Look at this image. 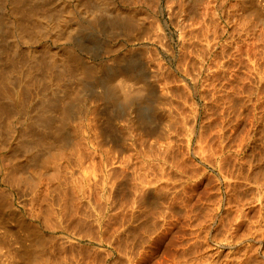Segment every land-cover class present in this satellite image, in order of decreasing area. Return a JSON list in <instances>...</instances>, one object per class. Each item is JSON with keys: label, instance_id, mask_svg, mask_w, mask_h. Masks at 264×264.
<instances>
[{"label": "rangeland", "instance_id": "1", "mask_svg": "<svg viewBox=\"0 0 264 264\" xmlns=\"http://www.w3.org/2000/svg\"><path fill=\"white\" fill-rule=\"evenodd\" d=\"M29 1L34 4L33 9L36 15L38 14V16L41 17L47 15L49 12L55 13L59 10L58 8H60L59 6L61 3V0H51L50 3L42 2V0ZM79 1L82 0H73L72 4L78 5ZM152 1L153 2L151 3V0H149V3H147V0L146 2L145 0H135V3H133L134 0H112L114 4L112 5L113 14H111V16H108L109 14L103 15V12H100L98 13L99 15L96 22L94 20L90 21L92 24L97 23L95 30L88 29L92 26L89 23V20L90 15L93 13L89 12V14L85 12V14L82 11V14L79 17L81 28L78 33L74 34V39H67L71 40L68 42L67 40L64 41L65 39L56 41L54 37H45L39 41H29L26 37L23 38L20 33V30L22 29L21 27L29 28L30 25L33 27L35 23L34 16L32 15L28 21L17 14L19 11L16 10L15 6L8 2L4 5L5 12L9 15V21L5 16L7 23L3 29L4 33L2 32L3 34L0 35V46H3L0 55L2 60L6 59L8 54H11V51L13 52V57L16 55V57L25 58L24 56L27 55L26 58H28V53L32 50L36 55L35 58H39L44 57L45 52H48V49L56 50L62 49L64 46H72L80 59L79 67L77 69H83L90 72L92 78H83L80 85L74 81L67 84L59 83L58 91H55L53 89L51 90L50 87L54 88L56 86L53 82H56L54 80L57 78H55L53 82H51V86H48L47 88L41 80L43 79L44 74L40 72L38 77H42L40 79L41 81L35 82L31 89L30 87L29 89L25 87L23 88V86L20 85L22 87L20 88L22 95L24 96L28 94L27 97L24 96L23 99L25 101L27 98L24 103H28L30 114H32L31 112L36 108V105L40 103L42 93H45L47 98L52 99L53 97L51 96V93L56 92L57 99H53L58 105L59 101L65 103V100H67L68 102L67 106L63 109H67L63 111L64 113L68 111L65 113L68 116L67 123L65 122L67 125L62 123L63 126L61 123L58 124L57 121H55L57 124L53 122L57 125V128H54L56 126L52 124L51 130H54L52 133H55L59 128L60 130H58V132L60 131V134L52 137L53 140H51V142L54 146H52L50 150L42 149L43 152L41 150V152L39 151V154H43L46 151L45 154H40L42 157H39V154L36 158H27V156H24L26 154L22 151L25 149L24 143L17 144L19 138L22 137L20 136L22 128L21 124H17L14 127L10 143H7L5 140V118L3 119L4 121L2 120V124H0V130L2 132L0 135V144L4 145L6 148L3 149L0 145V188H2L0 189L2 190L0 191V197L2 198V196L5 197L7 195V197L2 198L4 200H1L0 198V213H2L0 214V264H23L24 262V264H30L31 261L26 262V260L27 258L28 260H33L31 251L34 249L35 246L33 247V245L35 244L39 249L37 257L39 256L41 260H37L36 257L35 260H33L34 263L32 261V264H245L244 260H246V263L248 261L249 264H264V236L262 235L264 232L261 233L262 229L264 230V219H261V216L264 218V172H261L264 171V80H262V78L264 79V35L261 36V32L259 31L260 29L264 30V21L261 20L264 18L261 17V15H264V0H250L251 4L249 0H247L248 4L245 3V0H242L243 2L245 1L244 3L241 0H208L210 2L205 6V9H202L204 8L203 5H205L203 3L199 5L200 7L198 6L199 9L196 8L200 11L202 10L203 13L206 12L204 14V16L206 15L204 20L199 19V21H203H200V23L198 22L197 17V14H199L200 11L196 10L193 6H197L191 4V1L189 0H177L178 2L175 0H169L170 2L168 0H156L157 2L155 0ZM189 2L191 7H189ZM180 3H185L184 9ZM237 3H240V5L238 6ZM230 4L232 5L228 6ZM241 4L242 8L244 7L243 10H248L247 12L249 14L245 11V13H243V10L241 9L239 10ZM130 5L135 8V10H138V12L141 9H146L149 15L151 14L150 17L144 20L145 25H143L142 22L134 23L132 24L133 28L131 27L130 30L115 28L113 31L109 32L110 30L108 27H110L109 23L112 22H110V20H113L112 16L115 14V7L117 6L119 11L120 8H128ZM177 6L180 9H177ZM251 7L255 10L253 11ZM250 8L251 11H249ZM194 11L197 12L196 15ZM252 11L257 12L252 15ZM240 12L243 14L240 15ZM193 13L195 18L192 15L190 16V20L189 15ZM246 14L249 18H247ZM258 14L260 16H257L256 18L254 15ZM250 17L253 18L251 19ZM245 18L249 19L248 22ZM195 19L198 24H196L197 22ZM150 21L152 23L149 24V26L147 23ZM193 21H195V26L190 23H193ZM243 21L245 22L243 23ZM254 21L256 22L254 23ZM237 22H239V25L237 24L236 26ZM246 22L248 26H246ZM259 22L260 25H263H261L262 27L260 26L261 28L259 27ZM209 23L212 26L208 27ZM241 23L244 26L240 25ZM250 23H252L251 25L253 28L255 27V31L252 26L249 27ZM158 26L160 30L158 29ZM233 26H235V28ZM150 27H152V30L154 27L155 29L153 31L149 30ZM201 27L202 31L200 29ZM236 27H238V29ZM242 27L244 28L243 30ZM247 27L249 28L247 29ZM221 28L225 29L221 30ZM239 28L241 30H239ZM184 30L185 32H183ZM198 30L206 38L203 35H200ZM245 30L246 32H244ZM222 31H225L226 36H224ZM251 33L252 35L254 34L252 39ZM262 34H264L263 31ZM254 36H257V38ZM184 37L190 39L194 38V40L191 39L190 41L189 39L188 41L186 38L189 42L188 43L186 40L184 41ZM224 39L226 40L224 41ZM250 39L253 41L251 42ZM240 41L242 43H240ZM220 42H222L221 46ZM223 45H225L226 51H224ZM220 47L221 49H219ZM215 50L218 56L221 53L220 56L224 59L220 56L216 57L217 54L214 53ZM221 50L226 55H224ZM248 51L251 52V54ZM252 53H257L256 60L253 58L255 54ZM212 55L215 56L212 57ZM123 57L125 59H133L132 62H134L135 65L133 64V69H129V72L131 70V73H127V70L124 69L123 64L125 63V59ZM251 57L258 67L254 66L255 64H252L253 61L250 59ZM226 60L227 63H225ZM200 63L202 64L200 65ZM259 64L261 66H259ZM13 66V63L11 62L9 64L7 63L5 67V71H9L10 76L16 79H11L10 82H18L17 85L15 83L16 87L12 83L7 84V86L11 84L8 87V90L10 91L20 87L18 86L20 83L18 79L21 76L19 72L22 70L21 77L26 73L25 65H22L17 70L16 68L14 69ZM205 67L207 68L205 69ZM2 68L3 67H0V72L4 74ZM197 68L198 71L196 70ZM249 68L252 69L251 71L254 75ZM57 71L58 66H56L54 72ZM1 73L0 79L3 77L1 76ZM196 75L198 76L196 77ZM54 77L57 76L54 75ZM256 81H258V83ZM106 88L109 90V94L111 93V97H116L117 99L108 98V100L107 98H103L102 100V97L99 95L102 94ZM150 95L152 98L154 97V101H151L152 98H150ZM135 96H141V99L139 97L135 98ZM98 97L101 99H98ZM162 97L166 99L162 100ZM250 98L251 100L253 99L252 102ZM155 100L157 102H155ZM237 100L239 101L237 102ZM155 103H157L158 106ZM243 103L245 104L243 105ZM58 105L56 107H58ZM249 105H251V107ZM149 106L151 111L148 110ZM241 106H244V109ZM59 107V109H55L57 114L59 113L58 111L61 113L62 110L61 106ZM126 107L127 109H125ZM248 108L252 109L250 110ZM69 109H71L70 113ZM77 110L80 111L77 113ZM75 113L81 117L79 118L81 121H78L79 119L76 118L78 120L73 123L72 115L74 114L75 120ZM139 113L144 115L146 113L147 117H144V115H140ZM154 114L158 117L156 115L154 116ZM135 115H137V117H134ZM70 116L72 122H69ZM141 116H143L145 122ZM139 117L141 118L139 119ZM157 118L159 120H157ZM149 120L151 121L148 122ZM78 123L81 124L78 125ZM184 126H187V130ZM61 132L63 133L61 134ZM60 135H62L63 138ZM55 139H59L60 142H55ZM166 141H170V143L168 142L169 144L167 145ZM156 144L159 145V147ZM199 151H202L203 153H200ZM69 152L71 154H69ZM143 152L146 154L145 156L143 155ZM159 152L162 157L159 155ZM66 153L69 154L68 158ZM5 154H7L6 157ZM97 154L99 159L96 160ZM201 154L203 155L202 157L205 158L204 160H202L203 158H201ZM225 154L228 155V157H224ZM63 155H65V158H62ZM117 155L120 158H118ZM124 155L125 157H123ZM205 155L206 157H204ZM105 156L108 158L106 157L107 159H105ZM210 157L212 161L208 160ZM241 157H244L245 159L243 158L244 160H242ZM259 157H261V159H259ZM1 158H4V161H2ZM109 158H111V160ZM123 158H126L125 161H128V163L125 162ZM221 158L226 159V161L221 160ZM238 158H240V161ZM246 159H249V162ZM103 160H106L108 163H105ZM213 160L214 165H212ZM8 161H11L10 164ZM38 161L42 162L39 163ZM57 161H61L59 162L60 164ZM218 161H221L222 164L218 163ZM92 163H96V165L94 166ZM55 164L58 165L56 166ZM61 164L62 167L60 166ZM145 165L147 166L146 171ZM220 165H223L221 166L223 168L220 169ZM84 166L86 167V171L89 173L91 172L90 175L89 173H85V170L84 174L82 173V168ZM178 166L181 167L179 168ZM238 166L242 168L239 169ZM56 167L57 169H54ZM58 167L62 170L65 169L62 171ZM92 167H94V170ZM160 167L162 168L161 170ZM52 168L55 172L56 170L58 171V173L52 171V173L54 172V174H58L57 176H50L51 172L49 173V171H51ZM151 168H153V171H151ZM9 169L11 171H9ZM6 170L9 173L7 172L6 174ZM12 170L15 172L13 173ZM69 171L72 172L70 173ZM134 171L135 174L136 172L138 173V171L140 173L135 175ZM47 172L49 173V177L46 174ZM73 172H77V174L75 173L77 180L74 179L76 176H70V174L75 175ZM105 172H108V175H110L107 176ZM142 172L147 173H143L144 176ZM42 173L43 175L46 174V176H42ZM195 173L197 177L196 175H193ZM12 174L13 176H11ZM61 174L64 175L65 178L64 176L62 177ZM79 174L80 177L83 175L80 178L81 180L79 179ZM140 174L142 175V178L146 177V175H148V177L145 178L146 180L140 179ZM221 174L225 176L222 177ZM40 175L42 177H40ZM100 175L103 176V180ZM134 175L137 180L134 178ZM138 175H140V178ZM191 175L194 176V178H190L192 177ZM58 176H61L62 180L58 179ZM84 176H88L87 179ZM132 176L134 177L132 178ZM237 176L241 177L238 178ZM247 176L248 178L251 176L249 179H253L252 177H254L256 180L258 178L257 182L255 180L252 182ZM51 177L54 180H51ZM54 177L56 178V181ZM107 177L109 178L107 179L108 181H106ZM149 177L150 179H153L152 182L154 181L152 184L149 182L151 181ZM180 178L182 179L179 180ZM222 178L225 179L223 180ZM241 178L244 180H241ZM30 179L34 181L33 184ZM37 179L40 182H38ZM72 179L76 181H73ZM139 179L141 182H138L140 181ZM147 179L149 183H147ZM99 181L103 184L101 185ZM230 181L233 182L230 183ZM69 182H72L73 184H69ZM108 182L112 183V186L109 183L110 189L108 188ZM176 182L179 185H175ZM181 182L183 184L180 185ZM224 182H226L225 185H223ZM207 183L209 184V187ZM257 183L260 186H258ZM136 184H140L138 186L141 187L142 190L144 188L145 191L147 190V187L150 186V189L148 187V191L150 190L149 192L146 191L145 193L142 191L145 194H149L144 197L143 195L145 194L140 192L141 189L138 188ZM187 184H189L188 189H186ZM236 185H238V189L234 187ZM25 186L27 188L30 186L32 191H30V187L29 189H26ZM153 186L156 190V194L153 193ZM231 186H233V188H231ZM253 186L258 190L256 191ZM172 187H175L173 188L174 190ZM193 187L195 189H191ZM137 188L138 190H136ZM203 188L205 189L204 193ZM211 188L217 192L212 191L213 189ZM226 189L228 192H226ZM235 189L237 192L239 191L238 194L234 191ZM247 189L249 191H247ZM206 190L209 192L206 193ZM137 191L140 195H138ZM184 191H186V193ZM198 191H200V193ZM4 192L6 195H4ZM134 192H137L136 195L138 197L136 199ZM182 192L183 195L180 194ZM215 192L217 197L216 195L214 196ZM240 192H243V194H240ZM245 192L246 194L249 192L248 196H244L246 195L244 194ZM258 192L263 196L261 195L260 197L259 195L257 198L256 196L258 195ZM189 193L193 195L198 194V196H193ZM141 194L144 198L139 197ZM164 194H169L170 197L167 198L168 195H166L165 198ZM199 194L205 196L202 197ZM206 194L208 196H206ZM235 194L236 198L234 197ZM156 195L159 197L157 198ZM232 195L234 204L233 201L230 200ZM239 195V198L242 199L241 201H239ZM192 196L197 198H193ZM162 197H164L165 200L167 199L166 201H169L165 203V200ZM214 197H216L215 200L213 199ZM132 198L134 200H132ZM138 198H141V200ZM161 198L164 201H161ZM180 198L182 199V201L180 200L181 203L177 202ZM211 198L213 200H211ZM227 198L229 199L228 203H231H229L230 205H228L227 202L225 203ZM186 199H190L189 201H192V203L190 204ZM216 199L219 200L217 201ZM236 199H238V201ZM247 199H249V202L251 203H248ZM257 199L258 202L256 201ZM146 200H148V202ZM173 200L177 202L178 205L180 204L179 207L175 202V205H173ZM133 201H138V203H134ZM143 201H145L147 205L144 204ZM210 201L214 205L216 204L213 209L214 211L211 210L213 204L212 207H210ZM242 201L246 203H243ZM217 202H219V205ZM236 202L240 207L239 209L238 206L236 207ZM141 203L143 206H141ZM203 203L205 207H203ZM154 204H156L157 207ZM188 204L191 206L189 207ZM152 205V210L147 208V206L151 208ZM159 205H161V207H159ZM165 205L166 207L164 208ZM168 205H170V209L168 208ZM172 205L176 211L171 207ZM192 205H194V207ZM187 206L190 210L189 212ZM160 208H162L161 210H163L164 214ZM172 208V213H168ZM202 208H204L205 211H203L204 209ZM207 208L209 213L207 212ZM232 208L235 213L232 212ZM235 208L237 209L235 210ZM144 209L148 213H145V211L142 212ZM241 209L244 211H241L244 215L243 213L239 214ZM183 210L186 215H189H184V212H181ZM257 210L258 212H256ZM191 211L194 212L192 213ZM248 211L251 215H248ZM176 212L177 214L181 212L184 215H182L183 218H181V215L179 217V214L177 215ZM223 212L224 216H222V218L224 217L225 220L229 218L230 221H227L230 222V224L225 222L224 219L222 220V218H218L223 215ZM236 212L240 215L237 214L242 220L239 217H234ZM144 213L146 215H143ZM203 213L205 216L202 215ZM226 213L229 214V217L226 216ZM166 214H168V216ZM193 214H195L197 218H195L196 216ZM197 214H200L201 216H198ZM209 214H211V219ZM231 215L232 217L230 219ZM247 215L252 216L253 218L247 217ZM20 217L24 219H20ZM199 217L201 218L200 221ZM202 217L205 218L203 219ZM254 217H257V219ZM249 218L253 221L251 222V219L250 221H247ZM197 219L199 224L197 223ZM217 219L219 223H217ZM237 219H239V221ZM44 220H47V222ZM257 220H259L258 223ZM76 221L79 222L78 226ZM51 222L53 225L49 224ZM195 222L197 224L194 226ZM249 222L252 223V225ZM247 223L248 225L250 224V226H247ZM25 224L28 225H26L27 228L25 227ZM54 224L56 226H54ZM244 224L247 228L250 227V230L248 229L249 231ZM69 225L72 226L70 227ZM212 225H215L216 227ZM241 225H243L245 229ZM9 226H11L12 229H10ZM73 226L75 229H72ZM223 226H228L229 230L228 227L223 228ZM21 227L22 229L24 228V230H21ZM50 227L52 228L50 229ZM64 228L67 230L65 231ZM69 228L70 231L68 230ZM216 228L217 231H214ZM257 229H260L258 230L260 232H258ZM71 230L74 234L70 233ZM205 230L207 231L205 232ZM22 231L25 233L24 236H22ZM199 231L202 233L204 232L202 235L205 238ZM12 232H14L13 234H16L15 232H17V234L13 235ZM197 234L202 238L200 239ZM212 234L213 237L211 236ZM214 234L215 236L217 235V238ZM260 234L261 236H259ZM17 235L20 238L16 237ZM224 235H227V238ZM34 237L35 240L33 241ZM231 237L235 238L232 239ZM260 237H262V239ZM96 238L97 241L95 240ZM219 238H222V240ZM39 239L40 241H38ZM258 240L260 242H258ZM28 241L33 245H31V243L29 245ZM200 241H203L204 243ZM40 243H42V245ZM195 243L197 246H195ZM38 245H40V247H38ZM20 246L29 251L23 250L26 251V253H30V256L26 254L30 259L27 257L24 261L23 253H21L23 252V248ZM201 247L204 248L202 249ZM249 247L252 249L255 247V249L248 250L251 249ZM19 249L21 250L20 256L22 254L23 258H19L20 256L17 254ZM252 251H254V253ZM247 257H249V259ZM45 258H47L46 262H44ZM22 260L24 262H22Z\"/></svg>", "mask_w": 264, "mask_h": 264}, {"label": "bare ground", "instance_id": "2", "mask_svg": "<svg viewBox=\"0 0 264 264\" xmlns=\"http://www.w3.org/2000/svg\"><path fill=\"white\" fill-rule=\"evenodd\" d=\"M45 2V3H50V1L51 0H42V2ZM53 1V0H52ZM72 1L73 0H61V3H60V8H58L59 10H57L55 13H48L47 15H45V16H38V14L36 15V13H35V11H34V9H33V7H34V4L33 3H31L29 0H0V35L1 34H3L4 33V27H5V25H6V23H7V21H6V19H5V16L7 17V20L9 21V15L7 14V12H5V9H4V5L6 4V2H8V3H10L11 5H13V6H15L16 7V10H18L19 12L17 13L20 17H22V18H24V19H26V20H28L29 21V19L32 17V15L34 16V18H35V23H34V25H33V27H32V25H30V27L29 28H26V27H21L22 29L20 30V33L22 34V37L24 38V37H26V39L27 40H29V41H31V40H41V39H43V38H45V37H54L55 38V40L56 41H60V40H62V39H65L64 41H66L67 39H74L75 37H74V34L75 33H78V31H79V29L81 28V23H80V21H79V17H80V15L82 14L81 12L83 11L84 13L86 12V13H89V12H92L93 14L92 15H90V20H89V23L92 25V26H94V27H90V28H88V29H91V30H95L96 29V26H97V23H95V24H92L90 21L91 20H94L95 22H96V19L98 18V13H100V12H103V15H108V16H111V14H113V12H112V10H113V2H112V0H82V1H79L78 2V5H75V4H72ZM130 1H132V0H130ZM137 1V0H136ZM149 0H147V3H149L148 2ZM156 1V0H155ZM158 1V0H157ZM156 1V2H157ZM169 1V0H168ZM171 1V0H170ZM169 1V2H170ZM175 1H177V0H175ZM174 1V2H175ZM187 1V0H186ZM189 1H191V4H193V5H196L197 7H195V6H193L195 9L196 8H198V6L199 5H201L202 3L203 4H205V5H203V7L204 8H202V9H205V6L207 5V4H209V2L210 1H208V0H189ZM242 1V0H241ZM246 1V2H245ZM244 2L246 3V4H248L247 3V0H245ZM250 1V0H249ZM252 1V0H251ZM251 1H250V4H251ZM37 2V1H36ZM145 2H146V0H145ZM153 1L151 0V3H152ZM173 2V3H174ZM178 2V1H177ZM214 2V1H213ZM243 2V1H242ZM243 2V3H244ZM133 3H135V0H134V2ZM187 3V2H186ZM242 3V4H243ZM129 4H131V3H129ZM181 4V3H180ZM185 4V3H184ZM184 4H181V6H183V9H184ZM191 4H190V2H189V7H191ZM233 4V3H232ZM232 4H230V5H228V6H231ZM234 4H235V2H234ZM242 4H241V7L239 8V10L241 9V10H243L244 9V7L242 8ZM142 5V4H141ZM179 5V4H178ZM237 5L239 6L240 5V3L238 4L237 3ZM180 6V7H181ZM234 6V5H233ZM232 6V7H233ZM251 6V5H250ZM117 7V6H116ZM115 7V10H114V16H112V18H113V20H110V22L111 23H109L110 24V27H108V29L110 30L109 32H111V31H113L115 28L117 29H121V30H123V29H131V27L133 28V26H132V24H134V23H141L142 22V24L143 25H145L144 24V20H146L148 17H150V15H149V13L147 12V10L146 9H141L139 12H138V10H135V8H133V7H131V5H130V7H128V8H124V9H121L120 8V13H119V11H118V7L116 8ZM186 7V6H185ZM200 7V6H199ZM208 7V6H207ZM206 7V8H207ZM231 7V8H232ZM179 7L177 6V9H178ZM182 8V7H181ZM194 8H191V9H194ZM228 8H230V7H228ZM246 8V7H245ZM252 8V7H251ZM251 8L249 9V11H251ZM255 8V7H254ZM180 9V8H179ZM190 9V8H189ZM199 9V8H198ZM198 9H196V10H198ZM232 10V9H231ZM252 10L254 11L255 9H253L252 8ZM180 11V10H179ZM198 11H200V10H198ZM233 11V10H232ZM235 11V10H234ZM245 10H243V13H248L247 11H245ZM252 11V12H253ZM191 12V11H190ZM201 12V13H200ZM199 12V14H197V12H195L194 11V13H195V15L197 14V17H198V22L200 23V21H199V19H202V20H204V18H205V16H204V14L206 13V12H204L203 13V11L201 10ZM256 12L257 11H255V12H253L252 13V15L253 14H256ZM83 13V14H84ZM85 13V14H86ZM189 13V12H188ZM187 13V14H188ZM192 13V12H191ZM194 13L193 14H191V15H189V19L191 20V18H190V16H192L193 15V17L195 18V16H194ZM241 13V12H240ZM239 13V14H240ZM243 13H241L240 15H242ZM3 14H5V15H3ZM90 14V13H89ZM102 14V13H101ZM238 14V13H237ZM249 14V13H248ZM251 14V13H250ZM247 15V14H246ZM91 16H92V18H91ZM239 16V15H238ZM250 16V15H249ZM256 18H257V16H260L259 14L258 15H254ZM89 17V16H88ZM261 17H264V15L262 16L261 15ZM153 18V17H152ZM151 18V19H152ZM247 18H249L248 17V15H247ZM247 18H245L246 20H247V22H248V20L249 19H247ZM251 18V17H250ZM253 18V17H252ZM251 18V19H252ZM109 19V18H108ZM149 20V19H148ZM196 20V19H195ZM244 20V19H243ZM245 20V21H246ZM261 20H263L264 21V18H262ZM153 21V20H152ZM245 21H243V23L245 22ZM263 21H262V23H263ZM148 22V21H147ZM194 22L195 21H193V23L192 22H190L191 24H193L194 26L196 25V24H198V22H197V20H196V24H194ZM201 22H203V21H201ZM247 22L245 23L246 24V26H248L247 25ZM251 22V21H250ZM256 21H254V23H255ZM146 23V22H145ZM152 22L150 21L149 23H147L148 25L149 24H151ZM239 22H237L236 23V26H237V24H238ZM253 23V22H252ZM252 23H250V25H249V27L250 26H252L251 24ZM141 24V25H142ZM256 24H258V23H256ZM140 25V26H141ZM148 25H146V26H148ZM200 25V24H199ZM207 25V24H206ZM239 25V24H238ZM240 25H243L242 23L240 24ZM254 25V24H253ZM262 25V24H261ZM260 25V22H259V27L261 26ZM26 26V25H25ZM150 26V25H149ZM148 26V27H149ZM208 26V25H207ZM210 26H212V25H210V23H209V26L208 27H210ZM244 26V25H243ZM263 26V25H262ZM261 26V27H262ZM144 27V26H143ZM153 27V26H152ZM152 27H150L149 28V30H152ZM183 27V26H182ZM205 27V26H204ZM224 27V26H223ZM234 28H235V26H233ZM249 27H247V29L249 28ZM260 27V28H261ZM83 28V27H82ZM86 28V27H85ZM135 28V27H134ZM189 28H191V27H189ZM188 28V29H189ZM206 28V27H205ZM237 29H238V27H236ZM240 28H241V26H240ZM239 28V30H241ZM252 28H253V26H252ZM155 29V27L153 28V30ZM158 29L160 30V28H159V26H158ZM183 29V28H182ZM181 29V30H182ZM201 29V31H202V27L200 28ZM211 29H212V27H211ZM222 29H225V28H221V30ZM244 28L242 27V30H243ZM245 29H246V27H245ZM255 29V27L253 28V30ZM263 29H264V27H263ZM107 30V29H106ZM120 30V31H121ZM146 30H147V28H146ZM152 30V31H153ZM235 30V29H234ZM239 30H238V33H239ZM250 30V29H249ZM252 30V29H251ZM252 30V31H253ZM256 30V29H255ZM254 30V31H255ZM262 29H260L259 31L261 32V36H263L264 34H262V31L264 32V30H262ZM118 31V30H117ZM126 31V30H125ZM124 31V32H125ZM133 31H136V30H133ZM132 31V32H133ZM207 31H208V29H207ZM220 31V30H219ZM219 31H218V33H219ZM248 31V30H247ZM3 32V33H2ZM123 32V31H122ZM183 32H185V30L183 31ZM198 32H200L199 30H198ZM244 32H246V30L244 31ZM250 32V31H249ZM260 32H259V34H260ZM204 33V32H203ZM221 33V32H220ZM222 33L224 34V36H226L225 35V31L223 32L222 31ZM254 33V32H253ZM244 34V33H243ZM246 34V33H245ZM249 34V33H248ZM185 35V34H184ZM200 35H203L201 32H200ZM239 35V34H238ZM251 35H252V33H251ZM250 35V36H251ZM254 35V34H253ZM253 35L251 36V39H252V37H253ZM256 35V34H255ZM186 36V35H185ZM204 36V35H203ZM223 36V37H224ZM247 37H249L248 35H246ZM246 36H245V38H246ZM202 37V36H201ZM205 37V36H204ZM222 37V36H221ZM255 37V36H254ZM260 37V36H259ZM186 38L187 37H184V41L186 40ZM206 38V37H205ZM239 38V37H238ZM255 38H257V36L255 37ZM263 38V37H262ZM188 39V41H189V39L190 38H187ZM191 39H193L194 40V38H191ZM191 39H190V41H191ZM203 39V38H202ZM201 39V40H202ZM223 39V38H222ZM251 39H250V41H251ZM192 40V41H193ZM200 40V39H199ZM204 40V39H203ZM226 39H224V41H225ZM238 40V39H237ZM247 40H248V38H247ZM246 40V41H247ZM68 41H71V40H67V42ZM183 41V42H184ZM187 41V40H186ZM187 41V42H188ZM208 41H209V38H208ZM207 41V42H208ZM244 41V40H243ZM253 41V40H252ZM251 41V42H252ZM189 43V42H188ZM205 43V42H204ZM240 43H242L241 41H240ZM244 43V42H243ZM183 44V43H182ZM191 44V43H190ZM221 44H222V42H220V46H221ZM224 44V43H223ZM226 45V44H225ZM225 45H223L224 46V51H226L225 50ZM184 46H185V44H184ZM219 46V45H218ZM222 46V47H223ZM206 47V46H205ZM184 48H186V47H184ZM2 49H3V46L1 45L0 46V55H1V53H2ZM187 49V48H186ZM206 49V48H205ZM210 49V48H209ZM211 49H213V48H211ZM219 49H221V47L219 48ZM185 50V49H184ZM217 50V49H216ZM216 50H215V54H217L216 53ZM48 52H45V55H44V57H36L35 58V54H34V52L32 51V50H30L29 51V53H28V58H26L27 57V55H25L24 57L25 58H20V57H16V55H15V57H13V52L11 51V54H8V56L6 57V59H4V60H2V57L0 56V67H3L2 68V71H4L3 73L4 74H2L1 72V76H3V77H1V79H0V124H2V122L4 121V126H5V129H4V131H5V140H6V142L7 143H10L11 142V137H12V134H13V131H14V127L17 125V124H21V126H22V128H21V133H20V136H22V137H20L19 138V141L17 142V144H20V143H24V147H25V149L24 150H22L23 152H25L26 154L24 155V156H27V158H30V157H32V158H36V156L39 154V151L41 150L42 152H43V150H50V148L52 147V146H54V144L51 142V140H53L52 139V137H54V136H57L58 134H60V131L58 132V130H60L59 128H58V130L55 132V133H52V131H54V130H51V125L52 124H54L53 122H55V121H57L58 122V124L59 123H64V124H66L67 122V120H68V116L65 114V113H67V112H63V111H65V110H67V109H65V110H63L66 106H67V104H68V102H67V100H65V103H63L62 101H59V105L56 103V101L54 100V99H57V96H56V92H52L51 93V96L54 98H47V95H45V93L43 94L42 93V96H41V100H40V103L39 104H37L36 105V108L33 110V112H31L32 114H30L29 112H30V107L28 108V103L26 104V103H24L25 101H26V99H25V101H24V99H23V97L24 96H26L27 97V95H22V92H21V90H20V88H22L20 85H22L23 86V88L25 87V88H28L29 89V87H30V89L32 88V86L34 85V83L35 82H40L41 80H42V82L46 85V87L48 88V86H51V82H53V80L55 79V78H57L56 80H54V81H56V82H53V83H55L54 85H56L54 88H51L50 87V89L52 90H55V91H58V88H59V86H58V84L59 83H61V84H67V83H69V82H71V81H74V82H77L79 85L81 84V82H82V80H83V78H92V75H91V73L90 72H88V71H86V70H83V69H77L78 67H79V61H80V59H79V57L77 56V54H76V52H75V50H74V48L72 47V46H64L62 49H56V50H47ZM206 51V50H205ZM209 51V50H208ZM222 51V50H221ZM218 52V51H217ZM223 52V51H222ZM246 52V51H245ZM249 52V51H248ZM224 53V52H223ZM222 53V54H223ZM229 53V52H228ZM250 54H251V52H249ZM208 54V53H207ZM213 54V53H212ZM221 54V53H220ZM220 54H219V56H220ZM229 54H231V53H229ZM244 54H246V53H244ZM252 54H255V56L253 57V55H252V57L253 58H255L254 60H256V54L257 53H252ZM224 55H226L225 53H224ZM223 55V56H224ZM207 56V55H206ZM215 56V55H214ZM213 55H212V57H214ZM218 56V54L216 55V57ZM218 56V57H219ZM229 56V55H228ZM222 59H224L222 56H220ZM252 57L250 58L252 61H253V59H252ZM124 58V57H123ZM220 58V59H221ZM125 59V58H124ZM24 60V61H23ZM132 58H127V59H125V63L123 64V67H124V69L125 70H127V73L129 72V69H133L132 67H133V64H134V62H132ZM203 60V59H202ZM205 60V59H204ZM20 61H21V63H20ZM13 63V67H14V69L16 68V70L17 69H19V67H21L22 65L24 66H26V70H25V75L23 76V77H21L22 76V70L19 72L20 73V78L18 79V81L20 82L19 83V85L18 86H20L19 88H17V89H13L12 87V91H10V90H8V87L11 85V84H9V86H7V84L8 83H12V84H14L15 85V81H14V83L13 82H10L11 81V79L12 80H16V79H14V78H12L11 76H10V72L9 71H5V67H6V65H7V63L9 64V63ZM23 62V63H22ZM204 62V61H203ZM255 61H253V63L252 64H255L254 63ZM218 63V62H217ZM225 63H227V60H226V62ZM6 64V65H5ZM202 63H200V65H201ZM219 64V63H218ZM223 64H224V62H223ZM258 64V63H257ZM135 65V64H134ZM208 65V64H207ZM225 65V64H224ZM56 66H58V71L57 72H54V70H55V68H56ZM205 66H206V64H205ZM253 66V65H252ZM254 66H256V67H258L256 64L254 65ZM259 66H261L260 64H259ZM201 67V66H200ZM199 67V68H200ZM221 67V66H220ZM207 67H205V69H206ZM250 68H252V67H250ZM249 68V70L251 71L252 69H250ZM208 69H209V67H208ZM207 69V70H208ZM256 69V68H255ZM262 69V68H261ZM197 71H198V68L196 69ZM203 71H204V69H203ZM258 71V70H257ZM40 72H42L44 75H43V79H41L42 77H38L39 76V73ZM236 72V71H235ZM235 72H234V74H235ZM239 72V71H238ZM252 72V71H251ZM250 72V73H251ZM129 73H131V70H130V72ZM157 73V72H156ZM199 73V72H198ZM255 73V72H254ZM252 74H253V72H252ZM54 75H56L57 77H54ZM137 75H141V74H137ZM153 75V74H152ZM151 75V76H152ZM254 75V74H253ZM40 76H42V75H40ZM148 76V75H147ZM198 75H196V77H197ZM257 76H258V74H257ZM11 77V78H10ZM136 77V76H135ZM156 77V76H155ZM18 78V77H17ZM148 78V77H147ZM152 78V77H151ZM257 78V77H256ZM41 79V80H40ZM153 79V78H152ZM152 79H151V81H152ZM148 80V79H147ZM261 80V79H260ZM262 80H264L263 78H262ZM151 81H149V82H151ZM257 83H258V81H256ZM263 82V81H262ZM18 83V82H17ZM17 83H16V85H17ZM148 83V82H147ZM153 83V82H152ZM40 84V83H39ZM127 84V83H126ZM149 84H151V83H149ZM262 84V83H261ZM14 85H12V86H14ZM16 85H15V87H16ZM97 85V84H96ZM123 85H125V84H123ZM151 85H153V84H151ZM150 85V86H151ZM257 85V84H256ZM36 86V85H35ZM7 87V88H6ZM14 87V88H15ZM106 87V86H105ZM151 87H153V86H151ZM10 89V88H9ZM27 89V90H28ZM44 89V88H43ZM152 89V88H151ZM259 89V88H258ZM26 90V91H27ZM42 90V89H41ZM140 90V89H139ZM154 90V89H153ZM25 91V92H26ZM44 91H45V89H44ZM43 91V92H44ZM258 91V90H257ZM256 91V92H257ZM10 92V93H9ZM27 92H29V91H27ZM26 92V93H27ZM153 92V91H152ZM254 92V91H253ZM149 93H150V91H149ZM138 94V93H137ZM152 94V93H151ZM157 94V93H156ZM154 95H155V93H154ZM99 96H101L102 97V100H103V98L105 99V98H110V99H113V98H115V99H117L116 97H111V93L109 94V90H107V88H106V90L105 91H103V93L102 94H100ZM163 96V95H162ZM30 97V96H29ZM140 98L141 99V96H135V98ZM159 97V96H158ZM166 97V96H165ZM147 98H149V97H147ZM146 98V99H147ZM150 98H152V96L150 95ZM154 98V97H153ZM153 98L151 99V101L153 100ZM156 98H157V95H156ZM155 98V99H156ZM168 98V97H167ZM29 99V98H28ZM70 99V98H69ZM68 99V100H69ZM98 99H101V98H99L98 97ZM115 99H114V101H115ZM162 100L163 99H166V98H161ZM257 99V98H256ZM5 100V101H4ZM109 100V99H108ZM161 100V101H162ZM250 100H251V98H250ZM249 100V101H250ZM253 100V99H252ZM252 100H251V102H252ZM12 101H13V104H12ZM55 101V102H54ZM70 101H72V100H70ZM69 101V102H70ZM154 101V100H153ZM158 101H159V99H158ZM160 101V102H161ZM166 101V100H165ZM165 101H163V102H165ZM239 100H237V102H238ZM247 101V100H246ZM10 102V103H9ZM116 102V101H115ZM155 102H157L156 100H155ZM152 103V102H151ZM72 104H74V103H72ZM120 104V103H119ZM121 104H123V103H121ZM147 104V103H146ZM156 105H157V103H155ZM160 104V103H159ZM162 104V103H161ZM245 103H243V105H244ZM247 104H248V102H247ZM246 104V105H247ZM249 104H250V102H249ZM252 104V103H251ZM58 105V107H56ZM71 105V104H70ZM126 105V104H125ZM154 105V104H153ZM246 105H245V109H246ZM258 105V104H257ZM59 106H61V108H62V110H61V113H60V111H58L59 113V115L57 114V112H56V110L55 109H59L60 107ZM122 106V105H121ZM146 106V105H145ZM158 106V105H157ZM240 106V105H239ZM250 107H251V105H249ZM252 106H253V104H252ZM71 107H72V105H71ZM152 107V106H151ZM155 107V106H154ZM242 108L244 107V106H241ZM240 107V108H241ZM68 108H69V106H68ZM74 108V107H73ZM73 108H71V109H73ZM150 108V106L148 107V110H150L149 109ZM241 108V109H242ZM71 109H69V113H70V110ZM76 109V108H75ZM125 109H127V107L125 108ZM144 109V108H143ZM153 109V108H152ZM163 109V108H162ZM166 109V108H165ZM244 109V108H243ZM248 109H252V108H248ZM256 109V108H255ZM81 110V109H80ZM80 110H77V113L80 111ZM151 111V110H150ZM154 111V110H153ZM166 111V110H165ZM171 111V110H170ZM149 112V111H148ZM148 112H146V113H148ZM251 112V111H250ZM253 112V111H252ZM73 113V112H72ZM145 113V115L144 114H142V115H144V117L147 115ZM150 113V112H149ZM148 113V114H149ZM169 113V112H168ZM76 114V113H75ZM80 114V113H79ZM140 114V113H139ZM140 114V115H141ZM157 114V113H156ZM156 114H154V116L156 115ZM170 114V113H169ZM172 114V113H171ZM70 115V114H69ZM72 115V114H71ZM81 115V114H80ZM151 115V114H150ZM159 115V114H158ZM139 116V115H138ZM157 116V115H156ZM197 116V115H196ZM72 117H73V123H75L74 121H77L79 118H81V117H79L77 114H76V117H75V120H74V114L72 115ZM134 117H137V115H135ZM142 117V119H143V116H141ZM141 117H139V119L141 118ZM147 117V116H146ZM149 117V116H148ZM152 117V116H151ZM150 117V119L152 120V118ZM158 117V116H157ZM159 117H160V115H159ZM5 118V119H4ZM76 118H78V119H76ZM172 118V117H171ZM257 118V117H256ZM255 118V119H256ZM4 119V120H3ZM136 119V118H135ZM138 119V118H137ZM138 119V120H139ZM154 119V118H153ZM3 120V121H2ZM70 120H71V116H70ZM69 120V122H72V120L70 121ZM147 120H148V118H147ZM151 120H149L148 122H150ZM156 120V119H155ZM157 120H159L158 118H157ZM253 120V119H252ZM78 121H81V119H79ZM142 121V120H141ZM143 121L145 122V120L143 119ZM154 121V120H153ZM152 121V122H153ZM57 122H55L56 124H57ZM66 122V123H65ZM147 122V121H146ZM147 122V123H148ZM221 122H222V120H221ZM255 122V121H254ZM81 124V123H80ZM79 123H78V125H80ZM143 124V123H142ZM167 124H168V122H167ZM55 125V124H54ZM63 125V124H62ZM67 125V124H66ZM77 125V124H76ZM144 125V124H143ZM239 125V124H238ZM56 127H54V128H57V125H55ZM58 126H60V125H58ZM64 126V125H63ZM146 126H147V124H146ZM146 126H145V129H146ZM1 127H2V125H1ZM52 127V128H53ZM81 127V126H80ZM144 127V126H143ZM185 127V126H184ZM53 128V129H54ZM186 128V130H187V126L185 127ZM63 129V128H62ZM82 129V128H81ZM192 129V128H191ZM56 130V129H55ZM149 130V129H148ZM189 130V129H188ZM1 130H0V135H1ZM63 132H61V134H62ZM183 134V133H182ZM185 135V134H184ZM62 138H63V136L62 135H60ZM182 136V135H181ZM186 136V135H185ZM189 136V135H188ZM1 137V136H0ZM18 137V136H17ZM60 138V137H59ZM56 140V139H55ZM64 140V139H63ZM57 141H59V139H57L55 142H57ZM60 142V141H59ZM58 142V143H59ZM63 142V141H62ZM61 142V143H62ZM167 142V141H166ZM169 143H170V141H168ZM167 142V145L169 144ZM224 142V141H223ZM226 142V141H225ZM143 143H144V141H143ZM157 143V142H156ZM57 144V143H56ZM55 144V145H56ZM134 144H135V142H134ZM145 144V143H144ZM154 144V143H153ZM160 144V143H159ZM1 146H2V148L3 149H6L5 148V146L4 145H2V144H0ZM50 145V146H49ZM157 145V144H156ZM57 146V145H56ZM153 146V145H152ZM158 147H159V145H157ZM161 146V145H160ZM131 148H133V147H131ZM161 148V147H160ZM226 148V147H225ZM228 148V147H227ZM43 149V150H42ZM133 150V149H132ZM224 150V149H223ZM40 151V152H41ZM97 152V151H96ZM194 152H196V151H194ZM200 152V151H199ZM202 152V151H201ZM200 152V153H201ZM45 153H46V151H45ZM45 153H43V154H45ZM144 153V152H143ZM198 153V152H197ZM199 153V154H200ZM203 153V152H202ZM220 153V152H219ZM41 154V153H40ZM40 154L38 155L39 157H42V156H40ZM43 154H41V155H43ZM69 154H71L70 152H69ZM69 154H67L66 153V156H67V158H68V155ZM99 154V153H98ZM98 154H97V157H98ZM158 154V153H157ZM194 154V153H193ZM212 154V153H211ZM227 154V153H226ZM224 155V157H228V155ZM142 155V154H141ZM144 156L146 155L145 153L143 154ZM159 155H160V152H159ZM159 155H158V157H159ZM192 155V154H191ZM197 155V154H196ZM217 155V154H216ZM245 155V154H244ZM7 156V154H5V157ZM65 155H63V157L62 158H65L64 157ZM100 156V155H99ZM118 156V155H117ZM148 156V155H147ZM156 156V155H155ZM161 156V155H160ZM203 155L201 154V158H203L202 157ZM208 156V155H207ZM211 156V155H210ZM212 156H215V155H212ZM241 156H243V155H241ZM246 156V155H245ZM4 157V158H5ZM44 157V156H43ZM71 157V156H70ZM96 157V160L97 159H99V157L97 158ZM107 156H105L104 158L105 159H107L106 158ZM123 157H125V155L123 156ZM157 157V158H158ZM162 157V156H161ZM160 157V158H161ZM204 157H206V155L204 156ZM222 157V156H221ZM240 157V156H239ZM253 157V156H252ZM3 158V159H4ZM8 158V157H7ZM38 158V157H37ZM112 158V157H111ZM111 158H109L110 160H111ZM117 158V157H116ZM118 158H120L119 156H118ZM127 158V157H126ZM126 158H123L124 159V161H125V159ZM149 158V157H148ZM209 158V157H208ZM237 158V157H236ZM242 158V160H244L245 158L244 157H241ZM244 158V159H243ZM258 158V157H257ZM2 158H1V160L2 161H4ZM42 159V158H41ZM205 158H203L202 160H204ZM214 159V158H213ZM219 159H220V157H219ZM218 159V160H219ZM240 158H238V160H239ZM259 159H261V157H259ZM259 159H258V164H259ZM8 160V159H7ZM44 160V159H43ZM42 160V161H43ZM116 160V159H115ZM118 160H120V159H118ZM143 160V159H142ZM162 160V159H161ZM160 160V161H161ZM208 160H211V157H210V159H208ZM221 160H225L226 161V159H222L221 158ZM248 162H249V159H246ZM250 160H252V159H250ZM257 160V159H256ZM19 161H20V159H19ZM42 161H38L39 163H41ZM104 161V160H103ZM108 161V160H107ZM122 161V160H121ZM212 161V160H211ZM217 161V160H216ZM235 161H236V159H235ZM240 161V160H239ZM264 161V160H263ZM9 162V161H8ZM8 162H7V164H8ZM11 162V161H10ZM10 162H9V164H10ZM32 162V161H31ZM58 162V161H57ZM59 162H61V161H59ZM58 162V163H59ZM99 162V161H98ZM97 162V163H98ZM105 163H108V162H106V160L104 161ZM125 162H127L128 163V161H125ZM124 162V163H125ZM145 162V161H144ZM4 163H6V162H4ZM56 163V162H55ZM100 163V162H99ZM104 163V164H105ZM113 163H114V161H113ZM116 163V162H115ZM117 163H118V161H117ZM119 163H120V161H119ZM123 163V164H124ZM146 163V162H145ZM144 163V164H145ZM211 163V162H210ZM210 163H208V164H210ZM214 163V160H213V162H212V165H214L213 164ZM218 163H220V164H222V162L220 161H218ZM237 163H239V162H237ZM242 163V162H241ZM16 164V163H15ZM17 164H19V163H17ZM60 164V163H59ZM92 164H94V163H92ZM91 164V165H92ZM109 164H110V162H109ZM108 164V165H109ZM143 164V165H144ZM240 164V163H239ZM251 164V163H250ZM1 165H4V164H1ZM56 166L58 165V164H55ZM91 165H89V166H91ZM96 165V163L94 164V166ZM99 165V164H98ZM127 165V164H126ZM141 165V164H140ZM206 165V164H205ZM249 165V164H248ZM11 166V165H10ZM61 167H62V164L60 165ZM59 166V167H60ZM76 166V165H75ZM88 166V167H89ZM100 166V165H99ZM104 166V165H103ZM106 166V165H105ZM122 166H124V165H122ZM128 166V165H127ZM142 166V165H141ZM146 166V165H145ZM219 166V165H218ZM221 166H223V165H220V169L221 168H223V167H221ZM58 167V168H59ZM63 167H64V165H63ZM79 167V166H78ZM81 167V166H80ZM85 167V166H84ZM83 167V168H84ZM88 167H87V169H88ZM102 167V166H101ZM100 167V168H101ZM142 167H144V166H142ZM162 167V166H161ZM160 167V170L162 169ZM179 167V166H178ZM181 167V166H180ZM179 167V168H180ZM239 167V166H238ZM250 167H252V166H250ZM7 168H9V167H7ZM11 168V167H10ZM13 168V167H12ZM77 168V167H76ZM82 168V173L84 174V170L86 169V167L83 169ZM94 167H92V169H93ZM100 168H99V170H100ZM108 168V167H107ZM138 168H139V166H138ZM146 169H145V171L147 170V166L145 167ZM177 168V167H176ZM182 168H184V167H182ZM242 168V167H241ZM240 167H239V169H241ZM249 168V167H248ZM6 169V168H5ZM53 169V168H52ZM51 169V171H49V173L51 172V175L50 176H55L56 174H54V169H57V167L56 168H54L53 170ZM59 169H61V168H59ZM65 169V168H64ZM63 169V170H64ZM90 169V168H89ZM142 169V168H141ZM152 170L151 171H153V168H151ZM155 169V168H154ZM238 169V170H239ZM243 169H244V166H243ZM251 169V168H250ZM262 169H263V167H262ZM16 170V169H15ZM62 170V169H61ZM62 170V171H63ZM91 170V169H90ZM89 170V171H90ZM94 170V169H93ZM105 170V169H104ZM139 170V169H138ZM9 171H11L10 169H9ZM52 171H54L53 173H52ZM141 171H144V170H141ZM3 172H4V170H3ZM7 170L5 171V173L7 174ZM12 172L14 173L15 171L14 170H12ZM56 172L58 173V171L56 170ZM55 172V173H56ZM70 172V171H69ZM72 172V171H71ZM70 172V173H71ZM78 172V171H77ZM77 172H75L76 174H77ZM93 172V171H92ZM262 173L264 172V171H261ZM9 173V172H8ZM48 172L46 173L47 175L49 174ZM60 173V172H59ZM62 173V172H61ZM74 173V172H73ZM74 173V174H75ZM79 173V172H78ZM85 173H89L88 171H86L85 170ZM94 173V172H93ZM93 173H92V175H93ZM106 173V172H105ZM109 173H110V171H109ZM140 172L138 171V173L136 172V174H139ZM144 172H142V174H143ZM147 172H145L144 174H146ZM46 174L45 175H43V173H42V176H46ZM76 174L75 175H73V174H70V176L72 175L73 177H75L76 176ZM91 174V172L89 173V175ZM95 174H96V172H95ZM134 174H135V171H134ZM135 174V175H136ZM143 174V175H144ZM155 174V173H154ZM153 174V175H154ZM238 174V173H237ZM3 175H4V173H3ZM15 175V174H14ZM58 175V174H57ZM56 175V176H57ZM62 175V174H61ZM106 175L107 176H109L108 175V172L106 173ZM134 175V176H135ZM141 175V174H140ZM140 175H138V177L140 176ZM190 175V174H189ZM194 176L196 175V173L195 174H193ZM199 175H200V172H199ZM222 175V174H221ZM240 175V174H239ZM261 175H263V174H261ZM5 176V175H4ZM11 176H13V174L11 175ZM41 175H40V177H42ZM64 175H62V177H63ZM69 176V175H68ZM83 176V175H82ZM81 176V177H82ZM96 176V175H95ZM100 176H102V175H100ZM134 176H132V178L134 177ZM145 176V175H144ZM192 176V175H191ZM194 176H192V177H190V178H194ZM225 176V175H224ZM223 175H222V177H224ZM14 177H16V176H14ZM48 177H49V175H48ZM59 177V176H58ZM72 177V178H73ZM80 177V174H79V179L81 178ZM85 177V176H84ZM88 177V176H87ZM87 177H85L86 179H87ZM141 177V178H140ZM139 178L140 179H143V180H146L145 178H147L148 177V175H146V177H144V178H142V175L140 176ZM196 177H197V175H196ZM238 178H240L239 176H237ZM237 177H236V179H237ZM256 177V176H255ZM263 177V176H262ZM12 178V177H11ZM27 178V177H26ZM55 178V177H54ZM64 178H65V176H64ZM63 178V179H64ZM95 178V177H94ZM135 179H136V176L134 177ZM156 178H157V176H156ZM183 178V177H182ZM182 178H180L179 180H181ZM200 178H203V177H200ZM229 178V177H228ZM227 178V179H228ZM231 178V177H230ZM247 178H248V176H247ZM249 178H251V176L249 177ZM248 178V179H249ZM253 179H249V180H252V182H254L253 180H255L254 179V177H252ZM10 179V178H9ZM8 179V180H9ZM13 179H15V178H13ZM20 179V178H19ZM39 179V178H38ZM38 179H37V181H38ZM49 179V178H48ZM51 180H54L52 177L50 178ZM49 179V180H50ZM58 179H61V176L58 178ZM68 179H69V177H68ZM74 179H76L77 180V176H76V178H74ZM83 179V178H82ZM102 180H103V176H102V178H101ZM100 179V180H101ZM107 179H109L108 177L106 178V181H108ZM139 179V180H140ZM149 179H150V177H149ZM210 179V178H209ZM223 180L225 179V178H222ZM258 179V178H257ZM257 179L255 180L256 182H257ZM260 179V178H259ZM263 179V178H262ZM17 180V179H16ZM40 180V179H39ZM62 180V179H61ZM60 180V181H61ZM70 180H71V178H70ZM73 180V179H72ZM76 180H73V181H76ZM81 180V179H80ZM101 180V181H102ZM105 180V179H104ZM134 180V179H133ZM137 180V179H136ZM151 181H149V182H151V184L154 182H152V178L150 179ZM201 180V179H200ZM241 180H244V179H242L241 178ZM248 180V181H249ZM261 180V179H260ZM19 181V180H18ZM30 181H32V184H33V180L32 179H30ZM55 181H56V178H55ZM59 181V182H60ZM65 181V180H64ZM86 181V180H85ZM101 181H99V183L102 185L103 183L101 182ZM211 181V180H210ZM226 181V180H225ZM234 181V180H233ZM232 181V182H233ZM16 182V181H15ZM38 182H40V181H38ZM37 182V183H38ZM68 182V181H67ZM66 182V183H67ZM82 182V181H81ZM137 182V181H136ZM138 182H141V180L140 181H138ZM145 182V181H144ZM148 182V179H147V183H149ZM197 182V181H196ZM201 182V181H200ZM209 182V181H208ZM231 181H230V183H232ZM235 182V181H234ZM251 182V181H250ZM260 182V181H259ZM258 182V183H259ZM262 182H263V180H262ZM56 183V182H55ZM63 183V182H62ZM70 183H72V182H69V184ZM77 183V182H76ZM98 183V184H99ZM109 183L111 184V186H112V183L111 182H108V188H109ZM142 183H143V181H142ZM188 183H190V182H188ZM198 183V182H197ZM225 183L226 182H224V184L223 185H225ZM257 183V184H258ZM14 184H18V183H14ZM32 184H31V187H32ZM39 184V183H38ZM73 184V183H72ZM75 184V183H74ZM99 184V185H100ZM141 184V183H140ZM140 184H136L137 186L138 185H140ZM144 184H146V183H144ZM150 184V185H151ZM179 185L177 182L175 183V185ZM181 184H183L182 182L180 183V185ZM191 184V183H190ZM196 184V183H195ZM208 184V183H207ZM228 184H229V182H228ZM227 184V185H228ZM253 184V183H252ZM65 185V184H64ZM77 185V184H76ZM107 185V184H106ZM142 185V184H141ZM186 185V184H185ZM220 185V184H219ZM226 185V186H227ZM233 185H234V183H233ZM239 185V184H238ZM238 185H236V186H234L235 188H237L238 189ZM241 185V184H240ZM260 185H261V182H260ZM259 184H258V186H260ZM21 186V185H20ZM69 186H72V185H69ZM143 186H145V185H143ZM174 186V185H173ZM189 184H187V188H186V186H185V188L186 189H188L189 187ZM190 186H192V185H190ZM194 186V185H193ZM196 186V185H195ZM229 186V185H228ZM228 186H227V188H228ZM262 186V185H261ZM17 187V186H16ZM30 187V186H29ZM29 187L27 188L26 186H25V188L26 189H29ZM30 187V191H32V188ZM67 187V186H66ZM74 187V186H73ZM149 187V189H150V186H148ZM148 187H147V190L146 191H148ZM169 187H171V186H169ZM179 187V186H178ZM197 187H199V186H197ZM208 187H209V184H208ZM207 187V188H208ZM212 187H214V186H212ZM243 187V186H242ZM257 187V186H256ZM264 187V186H263ZM21 188H22V186H21ZM35 188V187H34ZM106 188H107V186H106ZM113 188V187H112ZM138 188H140L141 189V187H139L138 186ZM138 188L136 189V190H138ZM146 188V187H145ZM151 188H152V186H151ZM173 188H175V187H172V189ZM177 188V187H176ZM184 188V187H183ZM205 188V187H204ZM203 188V193H204V191H205V189ZM230 188V187H229ZM231 188H233V186H231ZM253 188L254 189H256L254 186H253ZM258 188V187H257ZM0 189H2V188H0ZM17 189H18V187H17ZM24 189V188H23ZM100 189H101V187H100ZM110 189V188H109ZM108 189V190H109ZM153 189H154V186H153ZM157 189V188H156ZM191 189H195L194 187L193 188H191ZM191 189H189V190H191ZM210 189V188H209ZM211 189H213V188H211ZM216 189V188H215ZM224 189H225V187H224ZM240 189V188H239ZM262 189V188H261ZM21 190V189H20ZM25 190V189H24ZM170 190H171V188H170ZM174 190V189H173ZM172 190V191H173ZM227 190V189H226ZM245 190V189H244ZM258 189H256V191H257ZM263 190V189H262ZM261 190V191H262ZM0 191H2V190H0ZM140 191V190H139ZM142 191H144L145 193H146V191L144 190V188H143V190L141 189V191L140 192H142ZM150 191V190H149ZM148 191V192H149ZM154 191V192H153ZM152 192L153 193H155L156 194V190L154 189ZM159 191V190H158ZM196 191V190H195ZM212 191H216V190H212ZM225 191V190H224ZM234 191H236L237 192V190L235 189ZM242 191V190H241ZM247 191H249L248 189H247ZM260 191V192H261ZM21 192V191H20ZM138 192V191H137ZM136 192V193H137ZM144 192H142V194L144 193ZM160 192V191H159ZM171 192V191H170ZM178 192H181V191H178ZM185 193H186V191H184ZM192 192H194V191H192ZM199 193H200V191H198ZM209 191H207L206 190V193H208ZM217 192V191H216ZM216 192H215V194H214V196L216 195ZM226 192H228V190L226 191ZM229 192H231V191H229ZM233 192V191H232ZM1 193V192H0ZM3 193V192H2ZM5 193V192H4ZM135 193V192H134ZM136 193H135V195H136ZM144 193V194H145ZM176 193H177V191H176ZM175 193V194H176ZM202 193V192H201ZM202 193V194H203ZM212 193V192H211ZM239 193V191L237 192V194ZM243 194V192H240V194ZM249 193V192H248ZM248 193L246 194V192L244 193V194H246V195H244V196H248ZM252 193V192H251ZM142 194H141V196H139V197H142ZM147 194H149V193H147ZM147 194H145V195H143L144 197L145 196H147ZM154 194V195H155ZM159 194V193H158ZM162 194V193H161ZM160 194V195H161ZM174 194V193H173ZM179 194V193H178ZM178 194H177V196H178ZM180 194H182L183 195V192L182 193H180ZM190 194V193H189ZM196 194V193H195ZM218 194V193H217ZM229 194V193H228ZM234 194V193H233ZM4 195H6V193L4 194ZM138 195H140V193L138 192ZM166 195H168L167 196V198L168 197H170V195L169 194H166ZM166 195L164 194V196H165V198H166ZM190 195H193V194H190ZM190 195H189V197H190ZM197 196H198V194H196ZM196 195H193V196H196ZM200 195V194H199ZM212 195V194H211ZM260 194H259V192H258V195L256 196L257 198H258V196H259ZM262 195V194H261ZM261 195H260V197H261ZM264 195V194H263ZM262 195V196H263ZM2 196V195H1ZM149 196V195H148ZM174 196V195H173ZM172 196V197H173ZM184 196H186V195H184ZM188 196V195H187ZM192 196V197H193ZM200 196H202V195H200ZM200 196H199V198H200ZM203 196H205V195H203ZM202 196V197H203ZM206 196H208L207 194H206ZM224 196V195H223ZM230 196V195H229ZM229 196H228V198H229ZM243 196V195H242ZM243 196V197H244ZM4 196H2V198H3ZM5 197H7V195L5 196ZM4 197V198H5ZM134 197V196H133ZM138 196L136 195L135 196V199L137 198ZM144 197H142V198H144ZM156 197H157V195H156ZM159 197V196H158ZM157 197V198H158ZM175 197H176V195H175ZM174 197V198H175ZM179 197V196H178ZM211 197V196H210ZM216 197H217V195H216ZM216 197H214L213 199L215 200V198ZM227 197V196H226ZM235 198H236V194H235V196H234ZM240 197V195L238 196V198ZM1 198V197H0ZM1 198V200H4V199H2ZM162 198H164V197H162ZM162 198L160 199L161 201H164L165 200V198H164V200H162ZM183 198V197H182ZM187 198V197H186ZM191 198V197H190ZM193 198H197V197H193ZM192 198V199H193ZM218 198H219V196H218ZM227 198V200H225V203L227 202V204L228 205H230L229 203H228V199ZM231 198V197H230ZM234 198V199H235ZM246 198V197H245ZM244 198V199H245ZM263 198V197H262ZM139 200H141V198H138ZM151 199V198H150ZM150 199H149V201H150ZM184 199V198H183ZM204 199V198H203ZM206 199V198H205ZM212 198H211V200H213ZM224 199V198H223ZM233 199V195H232V198L230 199V200H232ZM240 199V198H239ZM243 199V200H244ZM132 200H134L133 198H132ZM154 200V199H153ZM160 200H158V201H160ZM167 200V199H166ZM164 201L165 203H167L168 201ZM172 200V199H171ZM175 200V199H174ZM173 200V202L172 203H174L175 201ZM182 201V199L180 198L179 199V201H177V202H180L181 203V201ZM186 200H188V199H186ZM190 200V199H189ZM188 200V201H189ZM207 200V199H206ZM217 200V199H216ZM219 200V199H218ZM217 200V201H218ZM237 201H238V199H236ZM242 199H240L239 201H241ZM262 200V199H261ZM264 200V199H263ZM8 201V200H7ZM6 201V202H7ZM10 201V200H9ZM147 202H148V200H146ZM185 201V200H184ZM184 201H183V203H184ZM200 201V200H199ZM205 201V200H204ZM204 201H202V202H204ZM208 201V200H207ZM233 201V200H232ZM231 201V202H232ZM244 201H246V200H244ZM247 201H248V203H251V202H249V199H247ZM257 202H258V199L256 200ZM1 202V201H0ZM11 202V201H10ZM134 203H138V201L137 202H135V201H133ZM154 202V201H153ZM152 202V203H153ZM163 202V203H164ZM177 202H175V203H177ZM187 202V201H186ZM190 202V201H189ZM188 202V203H189ZM195 202H197V201H195ZM201 202V203H202ZM216 202V201H215ZM214 202V203H215ZM243 202V201H242ZM241 202V203H242ZM9 203V202H8ZM143 203L144 204H146L145 203V201H143ZM159 203V202H158ZM175 203L173 204V205H175ZM192 203V201L190 202V204ZM193 203H194V201H193ZM199 203V202H198ZM197 203V204H198ZM205 203V202H204ZM204 203H203V207H205L204 206ZM208 203H209V201H208ZM210 207H212V202L210 201ZM219 202H217V204H218ZM223 203V202H222ZM237 203V202H236ZM243 203H246V202H243ZM242 203V204H243ZM160 204V203H159ZM162 204V203H161ZM170 204V203H169ZM197 204H194V205H197ZM233 204H234V201H233ZM240 204V203H239ZM139 205V204H138ZM147 205V204H146ZM155 206H156V204H154ZM173 205L171 206V207H173ZM177 205H178V203H177ZM180 205V204H179ZM179 205H178V207H179ZM184 205V204H183ZM182 205V206H183ZM194 205H192L193 207H194ZM206 205H208V204H206ZM219 205V204H218ZM217 205V206H218ZM228 205H227V207H228ZM236 205V204H235ZM241 205V204H240ZM2 206V205H1ZM141 206H143L142 205V203H141ZM155 206H154V208H155ZM170 205H168V208L170 209V207H169ZM181 206V207H182ZM188 206H189V204H188ZM188 206H187V208H188ZM191 206V205H190ZM189 206V207H190ZM198 206H200V205H198ZM201 206H202V204H201ZM200 206V207H201ZM214 206H216V204L214 205L213 204V208L211 209V210H213L214 209ZM224 206V205H223ZM226 206V205H225ZM238 206V203H237V205H236V207ZM242 206V205H241ZM262 206V205H261ZM7 207V206H6ZM5 207V208H6ZM144 207H145V205H144ZM152 207H153V205L151 206V208L150 207H148L147 206V208H149L150 210H152ZM157 207V206H156ZM159 207H161V205H159ZM163 207V206H162ZM166 207V205L164 206V208ZM208 207V206H207ZM232 207H234V206H232ZM3 208V207H2ZM13 208H15V207H13ZM141 208H143V207H141ZM174 208V207H173ZM173 208L170 210V212H168V213H172L171 211L173 210ZM184 208V207H183ZM224 208V207H223ZM231 208V207H230ZM229 208V209H230ZM240 207L238 206V209H239ZM242 208V207H241ZM146 209V208H145ZM142 210V212H144L145 211V213L147 212L146 210ZM162 208H160V210H161ZM175 209V208H174ZM186 209V208H185ZM184 209V210H185ZM195 209V208H194ZM202 209H204V208H202ZM201 209V210H202ZM237 208H235V210H236ZM258 209V208H257ZM2 210V209H1ZM14 210V209H13ZM184 210L183 211H181V212H184ZM192 210V209H191ZM226 210V209H225ZM224 210V211H225ZM162 212H163V210H161ZM160 211V212H161ZM168 211V210H167ZM175 211H176V209H175ZM174 211V212H175ZM186 211V210H185ZM190 210H189V208H188V212H189ZM203 211H205V209L203 210ZM202 211V212H203ZM210 211V210H209ZM214 211V210H213ZM238 211V210H237ZM241 211H243L242 209L240 210V212H239V214L241 213ZM250 211V210H249ZM249 211H248V215L250 214L249 213ZM260 211V210H259ZM1 212V211H0ZM180 212V213H181ZM187 212V211H186ZM192 212V211H191ZM194 212V211H193ZM192 212V213H193ZM207 212H208V208H207ZM210 212H212V211H210ZM228 212V211H227ZM232 212H233V208H232ZM244 212V211H243ZM242 212V213H243ZM254 212H255V210H254ZM256 212H258V210L256 211ZM140 213V212H139ZM139 213H138V215H139ZM143 214V215H146V214ZM148 213V212H147ZM165 213H166V211H165ZM180 213H178L179 214V217H180V215L182 216L183 214L184 215H186L185 214V212L182 214H180ZM209 213V212H208ZM208 213H207V216H208ZM233 213H235V212H233ZM241 213V214H242ZM263 213V212H262ZM261 213V214H262ZM0 214H2V213H0ZM163 214H164V212H163ZM176 214H177V212H176ZM177 214V215H178ZM219 214V213H218ZM229 214H230V212H229ZM229 214H227L226 213V216H228L229 217ZM232 214V213H231ZM238 213L236 212V215L234 216V217H239L238 215H237ZM252 214H254V213H252ZM256 214H259V213H256ZM161 215V214H160ZM167 216H168V214H166ZM183 215V216H184ZM187 215H189V214H187ZM186 215V216H187ZM193 215H195V214H193ZM198 215V214H197ZM200 215V214H199ZM198 215V216H199ZM202 215H204V213L202 214ZM210 215V219H211V214H209ZM243 215H244V213H243ZM247 215V217H251V218H253L252 216H248ZM251 215V214H250ZM162 216V215H161ZM170 216V215H169ZM171 216H173V215H171ZM183 216L181 217V218H183ZM192 216V215H191ZM196 216V215H195ZM201 216V215H200ZM205 216V215H204ZM213 216V215H212ZM222 216H224V212H223V215H221V217H218V218H222ZM255 216V215H254ZM257 216V215H256ZM165 217V216H164ZM174 218H176L175 216H173ZM172 217V218H173ZM178 217V218H179ZM194 217V216H193ZM192 217V218H193ZM228 217H226V218H228ZM231 217H232V215L230 216V219H231ZM262 218L261 219H264L263 218V216H261ZM2 218V217H1ZM195 218H197V216L195 217ZM203 218V217H202ZM205 218V217H204ZM203 218V219H204ZM240 218V217H239ZM243 218V217H242ZM251 218H249V220H247V221H250V219ZM254 218H256L257 219V217H254ZM20 219H24V218H22V217H20ZM185 219V218H184ZM200 217H199V221H200ZM207 219H209V218H207ZM225 220V218L223 217L222 218V220ZM234 219V218H233ZM241 219V218H240ZM245 219V218H244ZM244 219H243V221H244ZM48 220V219H47ZM47 220H44L45 222H47ZM188 220V219H187ZM195 220V219H194ZM227 220H229V218L227 219ZM227 220H225V222H228ZM238 221H239V219H237ZM236 220V221H237ZM242 220V219H241ZM240 220V221H241ZM246 220V219H245ZM255 220V219H254ZM4 221V220H3ZM51 221V220H50ZM49 221V222H50ZM192 221H193V219H192ZM196 221V220H195ZM199 221H198V219H197V223L199 224ZM204 221V220H203ZM205 221H206V219H205ZM230 221V220H229ZM235 221V220H234ZM253 220L251 219V222H252ZM258 221L259 220H257V223H258ZM20 222H21V220H20ZM73 222V221H72ZM77 222V221H76ZM223 222V221H222ZM242 222V221H241ZM264 222V221H263ZM262 222V223H263ZM78 223L79 222H77V226H78ZM196 222H195V224H194V226L197 224ZM203 223V222H202ZM212 223H213V221H212ZM217 223H219L218 222V219H217ZM224 223V222H223ZM250 223V222H249ZM254 223H256V222H254ZM46 224H48V223H46ZM49 224H51V225H53L52 224V222L51 223H49ZM48 224V225H49ZM55 224H56V222H55ZM54 224V226H56ZM228 224H230V222H228ZM245 224H246V222H245ZM245 224H244V226H245ZM251 225H252V223H250ZM250 224L248 225V223H247V226H250ZM20 225V224H19ZM24 225V224H23ZM26 225L27 224H25V227H26ZM217 225V224H216ZM221 225H222V223H221ZM221 225H220V227H221ZM223 225H225V224H223ZM227 225V224H226ZM28 226V225H27ZM50 226V225H49ZM54 226H53V228H54ZM70 226V225H69ZM72 226V225H71ZM70 226V227H71ZM203 226V225H202ZM212 226H214V227H216L215 225H212ZM229 226V225H228ZM228 226H223V228H226V227H228ZM241 226H243V225H241ZM243 226V227H244ZM253 226H254V224H253ZM256 226V225H255ZM258 226V225H257ZM260 226V225H259ZM10 227V229H12L11 228V226H9ZM15 227V226H14ZM14 227H13V229H14ZM57 227H58V225H57ZM63 227H65V226H63ZM197 227V226H196ZM204 227V226H203ZM202 227V228H203ZM207 227V226H206ZM205 227V228H206ZM210 227H211V225H210ZM246 227V226H245ZM245 227H244V229H245ZM27 228V227H26ZM52 227H50V229H51ZM209 228V227H208ZM207 228V229H208ZM247 228V227H246ZM251 228H252V226H251ZM260 228V227H259ZM17 229V228H16ZM28 229H29V227H28ZM57 229V228H56ZM58 229H60V228H58ZM72 229H75L74 228V226H73V228ZM204 229V228H203ZM220 229H222V228H220ZM250 230V227L249 228H247V230ZM15 230V229H14ZM13 230V231H14ZM21 230H24V228L22 229V227H21ZM26 230V229H25ZM64 230H65V228H64ZM67 230V229H66ZM65 230V231H66ZM69 231H70V228L68 229ZM77 230H78V227H77ZM223 230V229H222ZM228 230H229V227H228ZM248 230V231H249ZM258 230H260V229H257V231ZM8 231H9V229H8ZM207 230H205V232H206ZM214 231H217V228L214 230ZM220 231V230H219ZM218 231V232H219ZM224 231V230H223ZM18 232V231H17ZM17 232H15L16 234H17ZM68 232V231H67ZM199 232H201V231H199ZM224 232H226V231H224ZM227 232H229V231H227ZM258 232H260V231H258ZM264 232V230L262 229V231H261V233H263ZM14 232H12V234H13ZM21 233H23V235L22 236H24V231H22ZM71 234L73 233V231L71 230V232H70ZM204 233V232H203ZM202 232H201V235L203 234ZM215 233H217V232H215ZM16 234H13V235H16ZM27 234V233H26ZM74 234V233H73ZM200 234V233H199ZM206 234V233H205ZM204 234V235H205ZM211 234V233H210ZM209 234V235H210ZM221 234V233H220ZM219 234V235H220ZM226 234V233H225ZM228 235V234H227ZM227 235H224L225 237L227 236ZM236 235V234H235ZM234 235V236H235ZM263 236H264V233L262 234ZM32 236V235H31ZM75 236H76V234H75ZM197 236H198V234H197ZM203 236V235H202ZM212 237H213V234L211 235ZM214 236H215V234H214ZM217 236V235H216ZM215 236V237H216ZM259 236H261V234L259 235ZM262 236V237H263ZM16 237H18V235L16 236ZM41 237V236H40ZM40 237H36V238H40ZM198 237H200V236H198ZM204 237V236H203ZM209 237V236H208ZM262 237H260L261 239H262ZM18 238H20V237H18ZM23 238V237H22ZM202 237H200V239H201ZM205 238V237H204ZM210 238V237H209ZM217 238V237H216ZM227 238V237H226ZM232 238V237H231ZM235 238V237H234ZM234 238H232V239H234ZM264 238V237H263ZM43 239V238H42ZM194 239V238H193ZM195 239H196V237H195ZM215 239V238H214ZM220 239V238H219ZM252 239V238H251ZM259 239V238H258ZM35 240V237H34V239H33V241ZM96 241H97V238L95 239ZM94 240V241H95ZM197 240V239H196ZM195 240V241H196ZM204 240V239H203ZM206 240V239H205ZM216 240H218V239H216ZM220 240H222V238L220 239ZM223 240H225V239H223ZM228 240H229V238H228ZM32 241V240H31ZM38 241H40V239L38 240ZM38 241H36V242H38ZM42 241V240H41ZM198 241V240H197ZM233 241V240H232ZM257 241V240H256ZM29 242V241H28ZM43 242V241H42ZM200 242H203V241H200ZM206 242V241H205ZM217 242V241H216ZM234 242V241H233ZM258 242H260L259 240H258ZM264 242V241H263ZM30 243L31 242H29V245H30ZM35 243V242H34ZM99 243V242H98ZM204 243V242H203ZM230 243H232V242H230ZM39 244V243H38ZM41 245H42V243H40ZM199 244H201V243H199ZM198 244V245H199ZM31 245H33L32 243H31ZM203 245V244H202ZM201 245V246H202ZM205 245V244H204ZM207 245V244H206ZM35 246V247H34ZM195 246H197L196 245V243H195ZM236 246V245H235ZM249 246H251V245H249ZM260 246H261V243H260ZM21 248H23L22 246H20ZM33 247H34V249L31 251L32 253V255H33V260H35V258L37 257V254H39V249L36 247V244L35 245H33ZM38 247H40V245H38ZM208 247H209V245H208ZM257 247V246H256ZM28 248V247H27ZM194 248V247H193ZM202 248V247H201ZM204 248V247H203ZM202 248V249H203ZM249 248H251V247H249ZM255 249V247H253V249L251 248V249H248V250H254ZM23 250H27V249H22V251ZM20 249H19V252H18V250H17V254L20 256ZM28 251V250H27ZM29 252V251H28ZM41 252V251H40ZM253 253H254V251H252ZM21 253H23V256H24V261H25V259L27 258V257H29L30 255V253H26V251H23V252H21ZM249 253H250V251H249ZM26 254L27 255H29V256H26ZM41 255V254H40ZM18 256V257H19ZM23 256H22V254H21V256L19 257V258H23ZM46 256V255H45ZM44 256V257H45ZM248 259H249V257H247ZM29 259H30V257H29ZM43 259V258H42ZM46 259L47 258H45V261L44 262H46ZM263 259V258H262ZM33 260H28V258H27V260H26V262H30L31 261V263L30 264H32V261ZM37 260H41L40 258H39V256L37 257ZM264 260V259H263ZM23 260H22V262H24ZM43 261V260H42ZM41 261V262H42ZM38 262V261H37ZM243 262V261H242ZM244 262H245V264H249L248 263V261H247V263H246V260H244ZM25 263V262H24ZM23 263V264H24ZM33 263H34V261H33ZM48 263V262H47ZM241 263V262H240ZM29 264V263H28ZM36 264H38V263H36ZM45 264V263H44ZM244 264V263H243Z\"/></svg>", "mask_w": 264, "mask_h": 264}]
</instances>
